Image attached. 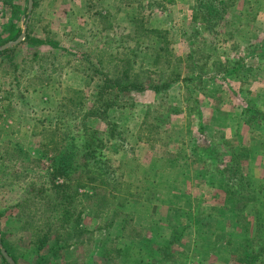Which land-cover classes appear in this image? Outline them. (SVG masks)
Masks as SVG:
<instances>
[{"label":"rangeland","instance_id":"rangeland-1","mask_svg":"<svg viewBox=\"0 0 264 264\" xmlns=\"http://www.w3.org/2000/svg\"><path fill=\"white\" fill-rule=\"evenodd\" d=\"M196 1L34 0L26 13L29 0H0V43L27 25L0 56V147L17 145L47 168L61 159L43 148L47 136L66 134L69 151L87 125L102 132L100 155L115 171L114 184L88 182L64 206L56 218L71 222L53 224L40 253L35 231L47 214L26 185L47 179L14 171L13 155L0 159V241L17 264H264V123L246 125L241 114L248 98L264 119V0H225L212 32L195 18ZM138 17L169 32V66L158 65L159 41L138 35ZM115 65L178 82L157 95L100 91ZM109 121L124 130V146L107 135ZM211 144L239 161L253 196L246 206L228 199L209 167Z\"/></svg>","mask_w":264,"mask_h":264},{"label":"trees","instance_id":"trees-1","mask_svg":"<svg viewBox=\"0 0 264 264\" xmlns=\"http://www.w3.org/2000/svg\"><path fill=\"white\" fill-rule=\"evenodd\" d=\"M152 7L151 4L147 5V8ZM228 5L225 0H197L194 7V15L195 18L200 22V26H204L206 31H214L219 28L221 24L225 21V17L227 14ZM28 12V5L26 13ZM136 24H138L137 29L141 30L138 34L141 38L152 37L156 38L159 41V47L157 49H152L155 52V56L158 59V65L160 66H169L170 61H168L170 57V45L169 41V32L162 31L156 29L154 27H148L146 25V21L144 18L141 20L139 17L136 19ZM22 30L18 27H12L11 32L9 33V37L2 40L0 45H3L5 42L13 41L19 37ZM37 44H48L53 48H58L59 44L53 42H40L36 41ZM11 51L6 50L0 53V56L7 55ZM172 53V51H171ZM112 59L114 56L111 57ZM163 62V63H162ZM102 63V62H101ZM116 71L114 73L106 74L105 76V85L108 87H100V91L104 89H110L117 91L120 94H131L135 93H144L146 91H153L156 95L165 92L170 87H174V84L178 82V79H170L169 81H165L166 79H161L159 84H155L151 78L143 81L140 79V74H135L130 71L128 68H124L122 70H118L119 65H115ZM111 69L108 68V71ZM99 71V70H98ZM80 99H76V102H71L72 105L76 106L77 109L83 110L84 105L79 103ZM77 103H79L77 105ZM243 109H242V119L243 122L247 125L255 126L259 123L263 124L264 119L258 120L261 116L259 110L254 107L252 101H248V98L243 100ZM114 107L120 106V103H113ZM112 108L107 106L106 112L108 114L109 109ZM89 114H93V110H90ZM148 113L152 111L150 108L147 110ZM89 116L83 115L82 119L86 120ZM96 118H98L96 116ZM109 129L107 130V135H109L110 139L116 140L121 143L122 146L126 144V136L125 132L122 128L118 127L117 123H113L109 121L108 123ZM144 129V128H141ZM102 132L94 131L84 125L82 131L77 135V138H80L82 141L75 147V149L67 151L68 148V140L65 138L67 135L60 133H52L47 136V143L43 145V148L47 149L48 152L52 151L54 153V157L56 155L61 156V159L58 160H50L52 165L50 167H44L42 159H30L23 148L16 146L12 148H3L0 147V159L4 162L6 156L13 155L11 157L10 162H16L14 165V171L16 168H19L20 171L27 172L30 177H35L38 180L47 179L46 182L41 183H28L27 190L29 194L37 193L36 196H40L38 203L42 208V211L47 214V219L43 217L45 220L44 224H41L37 228L36 236L41 238L39 252H43L45 246L49 243L50 236L54 233L55 225L58 224V229L63 230L66 227L64 225L61 226V223L67 222L70 223L71 219L60 220L56 217L64 209V206L70 208L72 205V200H76V195H78L79 191L88 187V182L96 181L100 184H105V186H109L111 182L115 181V171H113L112 165L103 158H101L100 150L104 148V141L97 137L101 135ZM140 134L142 132L140 131ZM59 137V141L56 140V137ZM65 136V137H64ZM53 144V145H51ZM63 145V149L61 146ZM212 145V144H211ZM4 146V145H3ZM51 149L49 150V147ZM214 148H210L209 150H205L206 160L210 163L212 170H215V174H218L219 178L223 179V189L226 192V195L230 201L235 204H241L242 207L246 206L247 203L252 200L253 196L247 192L246 183L248 180L242 173L241 166L239 165V161L232 155V160L226 159V156L223 155L220 151L217 150V146L212 145ZM5 155V156H4ZM66 161L64 163L63 161ZM14 177L18 174V172H13ZM18 180H21L15 177ZM63 181L62 184L59 182ZM25 182V180H23ZM248 187V186H247ZM95 190V189H94ZM25 203L18 204L16 208L22 209ZM27 205V203H26ZM19 209V210H20ZM21 211V210H20ZM24 211V210H23ZM23 214V212H22ZM33 223L36 221L33 220ZM45 228L46 232L41 231V229ZM62 239V237H58ZM2 243L9 255L18 263V259L15 255L10 251V244L4 239ZM0 258L3 260L4 264H8L7 261L3 258L0 251ZM38 262V264H41Z\"/></svg>","mask_w":264,"mask_h":264},{"label":"water","instance_id":"water-1","mask_svg":"<svg viewBox=\"0 0 264 264\" xmlns=\"http://www.w3.org/2000/svg\"><path fill=\"white\" fill-rule=\"evenodd\" d=\"M34 5V0H29V4H28V11L30 12L33 8ZM26 29H27V25L25 27L24 32L22 33V35L19 37V39L16 42H10L6 45H4L3 47L0 48V52L6 51L8 49H10L12 47V45H17L19 43H21L26 35ZM0 249H1V253L4 257V259L7 261L8 264H17L12 257H10V255L7 253V251L3 248V246L1 245V241H0Z\"/></svg>","mask_w":264,"mask_h":264},{"label":"crops","instance_id":"crops-1","mask_svg":"<svg viewBox=\"0 0 264 264\" xmlns=\"http://www.w3.org/2000/svg\"><path fill=\"white\" fill-rule=\"evenodd\" d=\"M17 146V145H16ZM15 146V147H16ZM14 148V147H13ZM17 206V205H16ZM16 208V207H15ZM1 245L3 246V248L6 250V248L4 247V245H3V243H2V241H1ZM0 251H1V249H0ZM7 251V250H6ZM7 253H8V251H7ZM9 254V253H8ZM1 255H2V253H1ZM3 256V255H2ZM11 257V256H10ZM4 258V257H3ZM14 260V259H13ZM15 261V260H14Z\"/></svg>","mask_w":264,"mask_h":264}]
</instances>
